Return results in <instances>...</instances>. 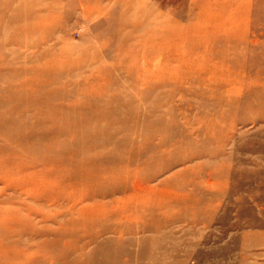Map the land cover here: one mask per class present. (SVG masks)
<instances>
[{"label": "rangeland", "instance_id": "1", "mask_svg": "<svg viewBox=\"0 0 264 264\" xmlns=\"http://www.w3.org/2000/svg\"><path fill=\"white\" fill-rule=\"evenodd\" d=\"M148 1L156 8L155 19L179 20L184 37L171 40L163 24L146 28L143 14L123 0H0V160L13 157L9 138L27 146L17 158L118 160L124 169L109 161L91 187L98 191L110 181L115 189L134 181L135 168L154 159L153 168L142 174L160 173L155 183L167 180L161 192L174 197L146 212L159 222L150 220L154 224L144 229L124 227L122 237L104 235L84 251L63 249L61 242L54 247L47 242L51 234L14 224L0 238V264H264V94L234 108L232 99H217L196 77L214 43L220 56L229 46L239 47V40L218 43L215 21L203 26L200 38L189 36V29L195 31L188 26L196 22L193 7L222 0ZM241 2L250 5L246 35L260 40L252 48L259 56L248 57V64L263 67L264 0ZM93 6L104 10L97 13ZM135 21L141 25L134 35ZM151 31L167 45L157 48V39L152 44ZM164 65L172 67L161 75ZM228 67L237 64H219L217 70ZM38 133L43 136L35 138ZM163 159L170 165L175 159L193 160L160 172ZM0 169V175L9 173V167ZM172 212L177 215L166 221L162 215Z\"/></svg>", "mask_w": 264, "mask_h": 264}, {"label": "bare ground", "instance_id": "2", "mask_svg": "<svg viewBox=\"0 0 264 264\" xmlns=\"http://www.w3.org/2000/svg\"><path fill=\"white\" fill-rule=\"evenodd\" d=\"M110 1H113V0H110ZM123 2L127 4V6H129L131 9H135L138 13L143 14L142 18H144V22L142 23H144V26L146 28L149 27L151 24L155 25L157 23V25H160V26L161 24H163V27L165 28V30L169 32V36H170L169 38L171 40L177 39L179 41V38L181 36L184 37L183 31L185 28L181 26L182 23L181 25L178 26L177 24L179 23V20L175 18H170L173 15L169 16L168 18L167 16H165L164 21L160 19V15L158 16V18L155 19L153 12L154 11L156 12V8L148 0H123ZM92 10L97 13H101L104 10V8L101 9L96 6H93ZM220 11L228 12V14L230 15L227 16L226 19H224L214 14V12H220ZM249 12H250V5L241 2V0H222L220 2L218 1V4H209V5L196 4L193 7V11L190 13V15L192 14L195 15L196 22L192 21L188 23V26L192 28L193 30H195V31H192L189 29V33H190L189 36L191 38H200L201 34L203 33V30H201L202 28H204L203 26L204 25L207 26V24H209L210 22L215 21L216 23H219L215 30L218 35V43H223L224 46H227L228 44L229 46L230 45L229 43H234L237 40L240 41L238 49H235L233 46H229L227 53L222 54L221 56H220L221 53L218 47L214 43V45H212L213 50H211L209 54L203 57L202 62L199 64V67L195 69V71L198 72V75L196 77L198 81L201 83V85L202 84H204V86L206 85L205 87H208V88H205V89L213 93V95L216 96L217 99H220V98L230 99V100L232 99V103L230 105L234 108L239 107L243 105L244 103H247L248 102L247 99L255 100V99H258L259 97H262V95L264 94V66L262 67V64H261L258 66V68H254L252 65L248 64V61H249L248 57H251V56L258 57L259 56V53L256 51V49H252V48L253 46H256L260 43V40L256 38L257 36L250 39V37L246 35V33L248 32L247 31V25H248L247 15L249 14ZM140 25L141 24L139 21H135L133 22L132 25H130L132 29L131 31H134V35L138 32ZM24 27L25 25L21 27L20 29ZM175 27H178V28H175ZM17 29H18V26H17ZM151 33L152 34L150 38L152 39V44H153V40H155V42H156V39L160 40L158 41L159 44H157L158 46L157 48H160V47L163 48L165 45H167L164 39L158 38L155 31H151ZM161 36L163 37V34ZM40 41H41V38H40ZM36 47L38 49V46ZM49 47L51 48V46ZM32 48H34V46ZM54 48L57 49L58 47L54 46ZM260 56L262 59H264L263 57L264 54L262 52H260ZM228 63H235L237 64V67H233V68L228 67L221 72L217 70L219 64H225V65L227 64L228 66ZM134 64L135 63H133V65ZM170 66L167 67L166 65H164L165 68L164 70L160 71V74L165 75V73L170 69ZM82 67L81 69H83ZM105 67L103 66L102 70H104ZM187 67L189 68V66ZM129 68L127 69L128 71H129ZM150 70L152 69L150 68ZM36 72L38 74L39 70ZM69 73L72 74L71 71ZM73 74H76V73L74 72ZM95 74H98V71L97 73L95 72L90 73L89 76L94 77L96 76ZM67 75L68 74H66V76ZM160 77L162 78V76ZM171 77H173L172 74L170 78ZM173 79L174 78H172V80ZM95 80H97V78ZM104 84L106 85V83ZM113 84L115 85V83ZM102 85L100 87H102ZM94 91H97V90L94 89ZM65 93H66V90H65ZM241 102H244V103L241 104ZM256 103L257 102H254V105ZM62 114L63 113H61V115ZM244 115H247V114H244ZM119 120H120V117H119ZM250 122L252 121L250 120ZM243 133H245L244 130H243ZM42 136L43 135L40 133L34 134L35 138H40ZM6 140L11 145H14V146L12 147L13 157L6 159V161L0 160V167H3V168L9 167V173L12 175L11 176L9 173L0 175V184L3 185L0 188V220L3 221L2 225L5 228V231H0V238L2 235H4L9 230V228L12 227V225L15 224L19 227H28L32 229L34 233L38 235L51 234L52 236H54V238L49 237L47 239V242L50 244H53L54 247H56L58 242H61L62 244L61 247L63 249H67V250L75 251V252L81 251L83 249L82 251H84L87 245L95 243L104 235L111 233L118 237H122V229L124 227L135 226L137 228L140 227V229L141 228L144 229V228L151 226L150 224H154L153 222H159L157 220L159 217H152L150 219L147 218L146 212L148 210H152L153 207H161L159 205V202L161 200L165 204L170 200H174L173 195L170 194L171 192H161L160 186L167 185L168 183L167 180L159 184L155 183L160 173L154 174L153 170H148L150 175L144 176L142 174V171L145 168L146 169L148 167L149 169L153 168L152 160L154 159H145L143 164L138 165L135 168V173L137 177L134 181L123 182L116 189L111 188L112 182L110 181L106 189L104 190L98 189L97 191L96 189L91 188V187L93 186V184H95L97 178L101 176V174L106 169H108L109 161L113 163V167L117 165L118 167L117 169H124L122 164H118V160L47 159V156L43 157L42 159H39V155H34L36 156L37 159H35L34 156H29L25 158L24 157L17 158V156H20L19 154L22 151H24L21 148H27V146L25 145L23 146L18 143H14V142L12 143L13 139L11 138L6 139ZM2 159H5V158H2ZM133 160H136V159H133ZM165 160L166 159H163L162 168L160 172L167 171L168 169L173 167L174 164L177 165L180 162L191 161L193 159H175L174 161L171 162V165L166 164ZM103 184H104V179H100L99 185H103ZM183 184H185V182L180 183V186ZM82 187H84V191H82ZM70 194L71 196L75 198L74 200H72L71 198L68 199V197H70L69 196ZM165 198H168V199H165ZM85 200L90 201L91 203H83L80 205L79 201L84 202ZM150 203L153 204L154 206L149 207ZM3 211L7 212L8 214L6 216H3L2 215ZM174 215H177V214L172 212V213H165L162 216H168V219L166 221H170L174 218ZM150 220H152L153 222H151ZM49 223H54L57 225V227L53 228L52 226L49 225ZM64 232L69 233L70 236L66 238L67 235L64 234Z\"/></svg>", "mask_w": 264, "mask_h": 264}]
</instances>
